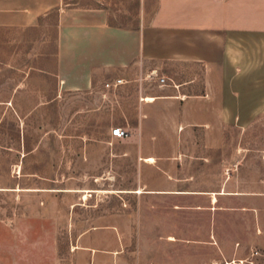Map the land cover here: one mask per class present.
<instances>
[{"label":"rangeland","instance_id":"obj_1","mask_svg":"<svg viewBox=\"0 0 264 264\" xmlns=\"http://www.w3.org/2000/svg\"><path fill=\"white\" fill-rule=\"evenodd\" d=\"M156 5L62 8L103 9L111 25L141 28ZM56 22L54 14L36 30L0 29V249L12 253L0 264H264V51L235 73L220 71L218 122L188 123L184 106L176 115L165 102L143 118L140 99L161 89L160 77L106 88L113 72L68 90L55 77ZM117 127L128 137L113 138ZM141 147L160 156L179 148L181 181L171 188L217 192L219 210L206 196L148 195L167 188L165 173L141 159Z\"/></svg>","mask_w":264,"mask_h":264},{"label":"crops","instance_id":"obj_2","mask_svg":"<svg viewBox=\"0 0 264 264\" xmlns=\"http://www.w3.org/2000/svg\"><path fill=\"white\" fill-rule=\"evenodd\" d=\"M63 5L64 0H0V29L36 30L45 18L56 14L55 77L68 90L91 89L113 72L119 74L113 83L124 81L123 77L138 82L153 74L172 80L179 96L167 87V81L153 96L144 92L140 99L143 118L152 106L165 102L176 105V115L179 106H184L188 123L218 122L220 71L235 73L250 62L252 51H264V0H157L149 24L141 28L113 26L103 9ZM236 58L241 60L235 63ZM22 88L20 83L17 89ZM197 89L205 92L197 93ZM147 97L154 101L147 102ZM139 149L144 162L154 158L146 163L162 165L165 173L167 188L152 189L148 195L206 196L210 206L219 210L217 192L171 188L181 181L176 174L181 164L179 148H165L163 156L157 149ZM209 167L212 171V162ZM214 167L217 170L218 165ZM9 253L4 245L0 260Z\"/></svg>","mask_w":264,"mask_h":264},{"label":"built area","instance_id":"obj_3","mask_svg":"<svg viewBox=\"0 0 264 264\" xmlns=\"http://www.w3.org/2000/svg\"><path fill=\"white\" fill-rule=\"evenodd\" d=\"M159 81L161 84H165L167 79L159 78ZM122 83H123L122 80H117L115 83H107L105 86L106 88H114V87L120 86ZM112 136L115 139H119V140L125 139L126 137H128V132L121 127H117L112 131Z\"/></svg>","mask_w":264,"mask_h":264},{"label":"bare ground","instance_id":"obj_4","mask_svg":"<svg viewBox=\"0 0 264 264\" xmlns=\"http://www.w3.org/2000/svg\"><path fill=\"white\" fill-rule=\"evenodd\" d=\"M147 102H153L154 101V99H152V98H147V100H146ZM146 162H154L155 160H154V158H149V159H146L145 160ZM213 201H214V203L216 202V198H213Z\"/></svg>","mask_w":264,"mask_h":264}]
</instances>
